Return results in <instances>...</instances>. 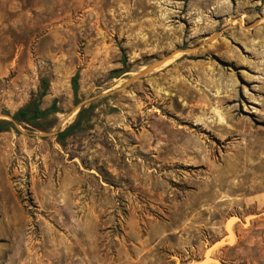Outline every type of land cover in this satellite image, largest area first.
I'll return each mask as SVG.
<instances>
[{
	"label": "rangeland",
	"instance_id": "1",
	"mask_svg": "<svg viewBox=\"0 0 264 264\" xmlns=\"http://www.w3.org/2000/svg\"><path fill=\"white\" fill-rule=\"evenodd\" d=\"M43 79L53 124L0 133V264H264V0H0V114Z\"/></svg>",
	"mask_w": 264,
	"mask_h": 264
},
{
	"label": "trees",
	"instance_id": "2",
	"mask_svg": "<svg viewBox=\"0 0 264 264\" xmlns=\"http://www.w3.org/2000/svg\"><path fill=\"white\" fill-rule=\"evenodd\" d=\"M121 62L123 66L118 72L115 73L116 76H119L120 74L127 71L125 67L126 58L124 54H122ZM78 78L79 73L76 71L70 80L74 102H76L77 99ZM41 84V90L34 97L30 98L24 106L18 108L12 114H9L6 111L3 112L4 114L9 115L11 120L0 119V133L13 127V122L23 124L34 130H44L53 124L51 116L58 112L56 101L53 100L51 104L44 109L40 108V100L46 94L47 89V83L44 79L41 81ZM91 112V106L81 108L77 112L73 122L67 125L63 130L57 132V140L59 142H63L67 137L82 130L83 125L88 122Z\"/></svg>",
	"mask_w": 264,
	"mask_h": 264
},
{
	"label": "water",
	"instance_id": "3",
	"mask_svg": "<svg viewBox=\"0 0 264 264\" xmlns=\"http://www.w3.org/2000/svg\"><path fill=\"white\" fill-rule=\"evenodd\" d=\"M174 53H168L167 55H165L163 58L159 59L157 62H154L148 66H146L145 69H143L142 71L138 72L136 75L132 76L131 78H129L125 83L124 86L139 79V77L143 76L144 74L152 71L153 69H155L156 67L160 66L161 64H163V62H165L166 60L170 59L173 56ZM0 119H7V120H11V117L8 115H4V114H0Z\"/></svg>",
	"mask_w": 264,
	"mask_h": 264
},
{
	"label": "bare ground",
	"instance_id": "4",
	"mask_svg": "<svg viewBox=\"0 0 264 264\" xmlns=\"http://www.w3.org/2000/svg\"><path fill=\"white\" fill-rule=\"evenodd\" d=\"M176 54V53H175ZM170 60V59H169ZM222 121L221 118L219 119V122Z\"/></svg>",
	"mask_w": 264,
	"mask_h": 264
}]
</instances>
